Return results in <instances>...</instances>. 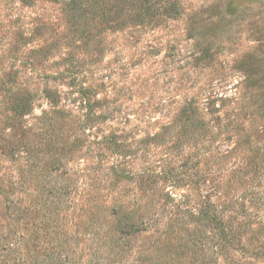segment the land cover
I'll use <instances>...</instances> for the list:
<instances>
[{
  "label": "rangeland",
  "instance_id": "374dc122",
  "mask_svg": "<svg viewBox=\"0 0 264 264\" xmlns=\"http://www.w3.org/2000/svg\"><path fill=\"white\" fill-rule=\"evenodd\" d=\"M74 4L0 0V264H264V0Z\"/></svg>",
  "mask_w": 264,
  "mask_h": 264
},
{
  "label": "trees",
  "instance_id": "16d2710c",
  "mask_svg": "<svg viewBox=\"0 0 264 264\" xmlns=\"http://www.w3.org/2000/svg\"><path fill=\"white\" fill-rule=\"evenodd\" d=\"M73 2V4L77 1V0H71ZM75 5V4H74ZM141 14H136V19L138 20V22H142L144 20V17L142 15H146L148 13H152V11L150 10L149 7H143L142 10L140 11ZM247 86H251V83L248 81L249 79V75H247ZM246 86V84H245ZM261 96H264V85H262L261 87ZM42 205L45 206V201L42 203ZM210 207H202L201 209H199L197 211V214L195 215L196 220L200 221L202 219L211 221L214 224V227L217 231L218 237L222 240H227V229L225 228V226L223 225V219L221 217L220 214H218V212H216L214 209H212V204H210ZM190 216L193 217V215L191 214ZM43 223L45 224V226L43 227V231H44V235L45 236H50L52 233H57L56 229H54V227H52V225L45 221V219L42 220ZM55 245V244H54ZM60 247V244H56L55 248ZM61 252V251H60ZM112 250H109V252L107 253V255H101V259L102 261H104L105 259L109 258V254H111ZM54 262L52 264H63L62 261H56L53 260ZM2 264H9V260L7 261H1Z\"/></svg>",
  "mask_w": 264,
  "mask_h": 264
}]
</instances>
